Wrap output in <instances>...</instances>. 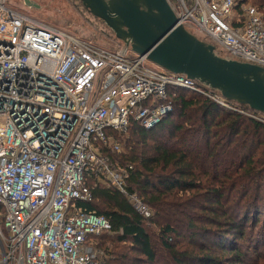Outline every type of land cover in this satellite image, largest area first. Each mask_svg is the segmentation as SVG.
I'll return each mask as SVG.
<instances>
[{
	"label": "built area",
	"instance_id": "2783aa9c",
	"mask_svg": "<svg viewBox=\"0 0 264 264\" xmlns=\"http://www.w3.org/2000/svg\"><path fill=\"white\" fill-rule=\"evenodd\" d=\"M9 2L0 0V264H107L94 237L109 219L76 206L93 198L89 178L118 189L145 217L152 210L129 190L133 165L105 150L121 153L134 121L149 129L167 116L173 88L244 109L117 37L105 46ZM167 2L179 24L219 55L264 66V12L257 6Z\"/></svg>",
	"mask_w": 264,
	"mask_h": 264
},
{
	"label": "trees",
	"instance_id": "16d2710c",
	"mask_svg": "<svg viewBox=\"0 0 264 264\" xmlns=\"http://www.w3.org/2000/svg\"><path fill=\"white\" fill-rule=\"evenodd\" d=\"M240 1L264 10V0ZM170 94L173 110L155 127L134 121L125 151L105 150L133 165L129 190L152 215L89 178L93 198L76 206L110 221L95 246L107 264H264V121L185 89Z\"/></svg>",
	"mask_w": 264,
	"mask_h": 264
},
{
	"label": "water",
	"instance_id": "95a60500",
	"mask_svg": "<svg viewBox=\"0 0 264 264\" xmlns=\"http://www.w3.org/2000/svg\"><path fill=\"white\" fill-rule=\"evenodd\" d=\"M81 2L138 54L264 114V66L219 55L215 45L179 24L167 0Z\"/></svg>",
	"mask_w": 264,
	"mask_h": 264
},
{
	"label": "rangeland",
	"instance_id": "374dc122",
	"mask_svg": "<svg viewBox=\"0 0 264 264\" xmlns=\"http://www.w3.org/2000/svg\"><path fill=\"white\" fill-rule=\"evenodd\" d=\"M9 5L34 20L47 23L74 35L79 33L105 46L112 43L116 37L101 19L92 15L84 7L81 0H10ZM243 111L248 116L264 121V117L260 114H254L249 110ZM128 136L129 132L122 136L123 151L126 149V137ZM151 231L159 236L158 228L153 227Z\"/></svg>",
	"mask_w": 264,
	"mask_h": 264
}]
</instances>
